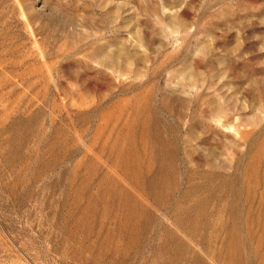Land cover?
<instances>
[{
    "label": "rangeland",
    "instance_id": "374dc122",
    "mask_svg": "<svg viewBox=\"0 0 264 264\" xmlns=\"http://www.w3.org/2000/svg\"><path fill=\"white\" fill-rule=\"evenodd\" d=\"M0 264H264V0H0Z\"/></svg>",
    "mask_w": 264,
    "mask_h": 264
}]
</instances>
